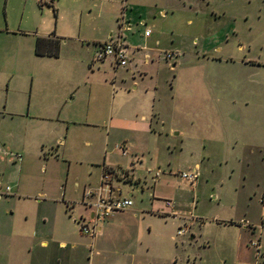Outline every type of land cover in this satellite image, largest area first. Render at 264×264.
<instances>
[{
	"label": "rangeland",
	"instance_id": "rangeland-1",
	"mask_svg": "<svg viewBox=\"0 0 264 264\" xmlns=\"http://www.w3.org/2000/svg\"><path fill=\"white\" fill-rule=\"evenodd\" d=\"M130 3L136 4L132 23L142 15L151 37L142 38L139 32L130 35L127 67L114 69L110 58L105 65L95 61V69L108 72L107 85L98 77L102 74L86 79L89 67L80 63V54L73 48L77 44L62 49L59 59L40 58L34 54L33 35L53 30L56 22L67 36L115 34L120 25L116 18L125 9L122 0H58L59 15L51 0H0V76L17 55L20 62L19 71H12L16 76L9 97L20 99L23 92L33 90L36 108L50 107L61 114L59 122L30 128L21 118L4 122L6 130L12 125L20 138L27 139L20 140L26 153L12 150L19 157L10 163L24 162L20 177L42 183L66 177L64 159L72 162V175L88 181L94 165L102 166L106 156L124 165L132 156L144 158L137 175L140 185L133 192L134 213L128 209L116 219H107L119 229L100 243L109 252L102 251L109 260L105 264L133 259L140 264H264V228L252 232L219 225L240 218L249 205L250 224L264 227L262 200L259 203L253 196L250 201L248 195L256 182L264 191V0ZM24 32L27 36L20 35ZM157 37L161 43L156 47ZM146 53L153 57L150 62ZM167 53L178 57L168 59ZM173 63L178 66L171 70ZM149 110L160 117L153 122L155 134L113 126L119 118L133 119L139 112L148 115ZM59 134L66 144L58 142L53 148L61 158L46 162L35 142L45 138L55 142ZM123 145L130 148L127 157L118 149ZM51 153L45 150L47 156ZM196 164L201 169L193 186L181 174L194 172ZM6 166L7 178L11 172L17 175V169ZM2 170L3 166L0 174ZM246 174V189L236 194L234 189ZM156 175L159 179L154 181ZM164 200L173 201V211L163 208ZM26 210L35 207L0 203V241ZM178 230L184 235L178 236ZM3 246L0 264L22 257L17 251L13 255L6 240ZM91 248L92 255L95 246Z\"/></svg>",
	"mask_w": 264,
	"mask_h": 264
},
{
	"label": "crops",
	"instance_id": "crops-1",
	"mask_svg": "<svg viewBox=\"0 0 264 264\" xmlns=\"http://www.w3.org/2000/svg\"><path fill=\"white\" fill-rule=\"evenodd\" d=\"M56 1L58 0H51L53 5L52 7L55 14L59 15V11L55 5ZM131 1L132 0H122V5L125 7V9H122L123 12L121 13V17L116 18L118 24H120L117 33H108L103 38L86 37L81 35L67 36L63 32H60V26L58 22H56L53 30H50L47 33L37 32L33 35L34 54L36 55L35 47L38 37L55 38L59 39L61 42L60 54L58 57L36 55L40 58L59 59L61 57L62 49L67 48L69 44L75 43L77 46H73V48L77 54H80V63H84L89 67V71L86 73V79L88 80L90 77L94 78L96 74H102L98 77L104 78V83L109 85L108 80L105 79V77L108 76V72L99 67L97 69L94 68L95 61L105 65L109 59L107 58L102 61L96 60L95 56L101 44L116 38L119 33H121L124 43L127 45V51L129 55V50L131 49L130 35L135 32H139L142 38L151 37V33L148 36L145 35L149 28L146 27V19H143L142 15H139V22L135 24L132 23L131 13L134 11L136 4L130 3ZM89 12H91V10H89ZM145 12H147L146 14L149 13V11ZM160 13H162V15L167 14L164 10H161ZM6 32L8 33L7 30ZM20 35L27 36V33H20ZM160 43V39L157 37L154 40V45L157 47L160 45ZM144 49L146 50V46ZM150 57L152 56L147 53L145 54L146 62H150ZM177 57L178 54L175 56V58ZM19 63V55H17L15 60L9 63L6 69H4L3 74L0 76V167L3 166V170L0 174V203L12 202L17 207H19L20 203L24 202L28 203L32 207H35V210H26L20 218L18 224L7 230L8 232L6 233V237H3L0 241V249L4 247V240H6L9 245H11L13 255L14 251H17L19 257L22 256L21 258H18L15 263L11 264H105L109 262V260L102 255H106L103 252H109L107 248L100 243L105 242L108 235H110L112 232H115L119 228H117L118 225H113L114 221L109 219V221L106 220L100 225L99 232L94 239L83 235L81 232L83 220L92 213V208L88 203H92L95 199L94 196L88 198L85 194L89 190L96 192L106 177L107 180L105 179L106 181L104 182H107L108 186L111 187L113 197H129L133 201V192L135 191V187L138 188V185H140L141 181L137 175L139 172H141L145 160L143 157L135 155L132 156L134 158L131 159L129 163H125L124 165L123 162L119 164L112 163L108 156H106L104 164L102 166L94 165L96 166V169L94 172L92 171V176L88 179V181H85L81 179L80 176L71 174L73 169L72 162L64 159L62 162L66 165V177L55 180L47 179L43 180L42 183H40V180H34L27 176L23 180L20 177V172L25 169L24 167H26V164L24 165V162L22 161L20 164H15L12 162L10 163V161L13 158L19 157H17L18 154L14 155L11 152L12 150L19 153L21 150L22 153H26L27 149L24 143L27 142V139L25 136H22L21 138H23L25 142L22 141V143H20V140L22 139L18 135L19 131L11 129L12 125H10V127H8L6 130L4 128V122L7 121V123H13L14 120L21 118L24 120L27 128H30L35 127L37 124L43 122H59L61 114L60 112L57 113L55 109H51L50 107L47 109L36 108L33 101V90H31L27 95L25 92H23L20 99L9 97L8 93L10 90H12L11 86L14 84L12 82L16 76V73L12 71H19ZM111 66L114 69L120 68L115 67V65H112V63ZM177 66L178 64L173 63L171 70L177 69ZM115 73L116 71L114 70V74ZM3 90L5 93H2ZM111 113V121L113 122V113H116L114 107L112 108ZM117 113L120 114L119 112ZM159 118L160 117H158V114L156 112L154 113V110H149L148 115H144L143 112H139L134 116L133 119L119 118L115 122L116 125L113 124V126L115 129L117 126L118 129L116 130H132L137 133L155 134L156 131L155 128H153V122H158ZM177 134L178 136L181 135L182 137L181 132ZM58 142L61 145L66 144V142L62 140L60 134L58 138H56L55 142H51L47 138L43 140H37L35 142L36 145L40 147L39 153L44 154L46 162H49L50 159L57 161L61 158V155L58 154V149L54 151L53 148V145ZM124 146L128 149V151L125 156L122 154L121 156L127 157L129 155L130 148L129 146ZM48 147H50L52 150L50 157L45 154L46 149L50 150ZM5 162L18 170L17 175L16 172H11V175L8 178L5 176L6 169H8V166H6ZM247 168L249 169L250 166L247 165ZM200 169L201 165L196 164L194 172L197 175V179L200 176ZM148 171L150 174H152L151 169ZM247 176V174L246 176L244 175L243 179L240 181V184H238L234 189L236 194H240L243 189H246L247 184H245V182L249 180ZM153 179L156 181L159 179V176L156 175V177ZM4 182L8 183V185H12L6 187V183ZM40 184L46 185L40 186ZM256 184L257 187H252V189L249 187L248 189L249 199L250 201H253V196H255L257 197L258 202L261 203V200L264 196V191H259V182H256ZM27 187L34 188L29 190ZM44 207H51L53 211H45L43 209ZM132 207L129 209V213H134L135 209ZM248 207L249 205H246L245 210L240 214L241 216H239L240 218L237 219L231 217L219 225L228 228H235L239 231L248 230V228L243 225L226 223L231 221L238 224L242 221L249 222L250 220L248 217L251 216V211H249ZM163 208L167 211H173L174 207H168L165 202ZM262 210L263 212L261 214V220L263 224L264 207H262ZM123 213L125 212H116L110 218L115 217L116 219L118 218L119 214ZM174 213H176V211ZM252 230L255 231L254 229H251V231ZM92 246H95V251L91 255L90 253L93 251L91 248ZM98 246L101 247L100 250L97 248ZM128 258H134V256L130 255ZM130 263L140 264L139 262H135L134 259L129 261V263L127 261H123L121 264Z\"/></svg>",
	"mask_w": 264,
	"mask_h": 264
},
{
	"label": "built area",
	"instance_id": "built-area-1",
	"mask_svg": "<svg viewBox=\"0 0 264 264\" xmlns=\"http://www.w3.org/2000/svg\"><path fill=\"white\" fill-rule=\"evenodd\" d=\"M150 31L147 30L145 35H149ZM175 53H167L166 57L168 59L175 58ZM96 60L102 61L107 58H112L115 62V67H125L128 64V51L127 45L124 43L123 36L121 33L114 38L105 43H102L99 50L95 56ZM118 149L124 154H127L128 149L123 145L119 146ZM181 177L184 180H187L192 185L197 179V175L195 172L190 173H182ZM106 179V177H105ZM103 180L101 186L97 189L96 192L87 191L86 196L88 198L94 196L95 199L92 203H88L89 206L92 208V213L89 217L83 220L81 225V232L83 235L89 236L94 239L99 232L100 225L105 222L108 218H110L114 213L121 212L130 209L133 206V201L131 198H115L112 196V189L108 186L106 180ZM106 187H105V186ZM166 205L170 208L174 207V203L171 200H166ZM262 204L264 207V200L262 199ZM241 225L245 226L246 228L251 229H258L262 231L264 228L263 225L254 226L250 224L248 221L240 222ZM185 231L178 230L177 235L182 236L184 235ZM260 238V237H259ZM259 249L260 240L256 241L255 243Z\"/></svg>",
	"mask_w": 264,
	"mask_h": 264
},
{
	"label": "trees",
	"instance_id": "trees-1",
	"mask_svg": "<svg viewBox=\"0 0 264 264\" xmlns=\"http://www.w3.org/2000/svg\"><path fill=\"white\" fill-rule=\"evenodd\" d=\"M61 42L59 39L50 37H38L36 40L35 53L38 56L58 57L60 54ZM229 224L241 225L236 222H226Z\"/></svg>",
	"mask_w": 264,
	"mask_h": 264
}]
</instances>
